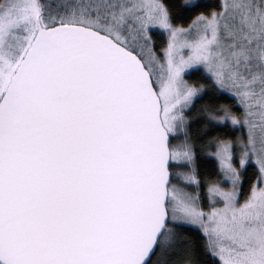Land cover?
Segmentation results:
<instances>
[{"label":"snow or ice","instance_id":"1","mask_svg":"<svg viewBox=\"0 0 264 264\" xmlns=\"http://www.w3.org/2000/svg\"><path fill=\"white\" fill-rule=\"evenodd\" d=\"M0 264H264V0H0Z\"/></svg>","mask_w":264,"mask_h":264}]
</instances>
